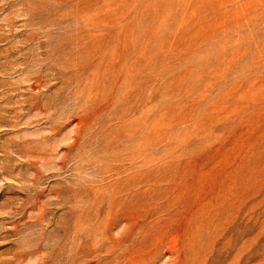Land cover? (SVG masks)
<instances>
[{"label": "rangeland", "instance_id": "obj_1", "mask_svg": "<svg viewBox=\"0 0 264 264\" xmlns=\"http://www.w3.org/2000/svg\"><path fill=\"white\" fill-rule=\"evenodd\" d=\"M0 264H264V0H0Z\"/></svg>", "mask_w": 264, "mask_h": 264}, {"label": "bare ground", "instance_id": "obj_2", "mask_svg": "<svg viewBox=\"0 0 264 264\" xmlns=\"http://www.w3.org/2000/svg\"><path fill=\"white\" fill-rule=\"evenodd\" d=\"M171 250V249H170Z\"/></svg>", "mask_w": 264, "mask_h": 264}]
</instances>
